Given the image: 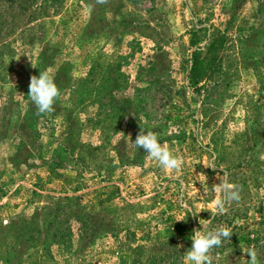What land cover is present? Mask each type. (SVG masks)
Returning a JSON list of instances; mask_svg holds the SVG:
<instances>
[{
    "label": "rangeland",
    "instance_id": "374dc122",
    "mask_svg": "<svg viewBox=\"0 0 264 264\" xmlns=\"http://www.w3.org/2000/svg\"><path fill=\"white\" fill-rule=\"evenodd\" d=\"M43 71L60 96L38 115ZM141 130L182 168L134 147ZM225 181L240 200L213 216ZM235 223L212 264H250L240 236L264 234V0H0V264H181L193 229ZM45 227L64 242L40 248Z\"/></svg>",
    "mask_w": 264,
    "mask_h": 264
},
{
    "label": "clouds",
    "instance_id": "9594fccd",
    "mask_svg": "<svg viewBox=\"0 0 264 264\" xmlns=\"http://www.w3.org/2000/svg\"><path fill=\"white\" fill-rule=\"evenodd\" d=\"M96 3L105 4L107 0H96ZM28 89V97L35 106L38 115L54 111V104L60 96V91L54 78L47 71L40 72L39 76H31ZM133 146L146 152L149 158L157 161L169 173L179 171L183 166L182 158L174 155L168 145L161 144L157 134L152 131L141 130L137 134ZM215 192L217 197L213 201V216L217 213H224L225 205L240 200L237 185L227 181L219 184L215 188ZM232 234V230L226 226H219L208 232H204L200 228L193 229L191 247L188 249L186 257H181V264H184L185 259L188 264H212L211 250L221 246L222 241L229 240ZM246 253L250 258V264H258L257 252L254 248H249Z\"/></svg>",
    "mask_w": 264,
    "mask_h": 264
},
{
    "label": "trees",
    "instance_id": "16d2710c",
    "mask_svg": "<svg viewBox=\"0 0 264 264\" xmlns=\"http://www.w3.org/2000/svg\"><path fill=\"white\" fill-rule=\"evenodd\" d=\"M44 1H46V0H44ZM196 37H197V35L192 33V38L196 39ZM226 38H227L226 33L217 31V34L212 35L211 40L209 41V43L204 48V51H203L204 56L201 55V52L199 51L198 48L193 49L191 51V54H190L191 64H190L189 71H188V80H189V84L191 86L198 84V82L201 79H203L207 73L210 74L212 72V70L214 69V67L217 63L216 52H217V50H219L223 46V44L226 41ZM246 40H247V37L246 36L243 37V41H246ZM193 44H195V43H193ZM57 213H59V212H57ZM84 223H82V225H84ZM58 224L59 223L57 222V225ZM229 226H230V229L232 230L233 234L229 240L222 241L221 246L216 247L221 251L222 250L231 251L234 249L236 250L234 245H230L229 242L233 237H236L234 231L238 230L240 227L236 223H235V225L230 224ZM49 230L52 231V233H50ZM16 231H19V233H20L21 229L18 228V229H16ZM20 234H22V233H20ZM59 234H60V231L57 228H55V229L49 228L48 229L47 227H45L43 233H42V231H41V233H39V236L41 237L40 242H39L40 248H42V249L47 248L46 246L50 242H53V241L56 242L57 244H61L62 242H64V241H57L56 240L55 237H57V238L63 237V234L62 235H59ZM23 240H26L29 243V245H32V244L36 245L37 244L35 242V240H36L35 232H29L27 234V236L25 237V239H23ZM61 240H64V239L61 238ZM240 240L244 244V248H246V250H248L249 248H254L256 250V252L263 253L261 260L264 262V234L263 233L262 234H259V233L248 234L245 236L242 235V236H240ZM230 246L232 247V249H230ZM259 250H262L263 252H261Z\"/></svg>",
    "mask_w": 264,
    "mask_h": 264
}]
</instances>
